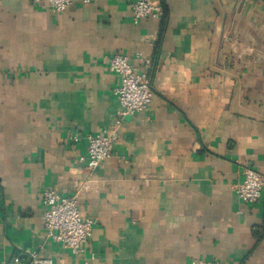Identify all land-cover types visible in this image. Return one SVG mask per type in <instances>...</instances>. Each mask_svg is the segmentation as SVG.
Returning a JSON list of instances; mask_svg holds the SVG:
<instances>
[{
  "label": "crops",
  "instance_id": "0c3cea01",
  "mask_svg": "<svg viewBox=\"0 0 264 264\" xmlns=\"http://www.w3.org/2000/svg\"><path fill=\"white\" fill-rule=\"evenodd\" d=\"M82 1L0 0V263L264 264V189L234 191L264 176V0H160L137 24L135 0ZM116 54L151 67L134 116L117 115ZM112 130L89 173L84 136ZM48 189L93 221L83 253L45 238Z\"/></svg>",
  "mask_w": 264,
  "mask_h": 264
},
{
  "label": "built area",
  "instance_id": "2783aa9c",
  "mask_svg": "<svg viewBox=\"0 0 264 264\" xmlns=\"http://www.w3.org/2000/svg\"><path fill=\"white\" fill-rule=\"evenodd\" d=\"M34 6L45 5L52 13H63L73 6L75 0H30ZM83 0V4H88ZM162 7L160 0H135L132 3L133 23L147 17H161ZM143 69L139 70L130 63L128 57L114 55L108 65L111 73L118 77V86L115 96L119 105V117L134 116L144 112L153 96L149 63L144 62ZM118 139L115 130L105 131L84 136L86 144L85 167L92 173L107 160ZM73 142L79 137L73 136ZM83 160V159H81ZM264 189V176L251 168H245L242 180L234 187L237 199L245 204L257 203ZM78 194L61 196L56 191L48 189L42 193L41 202L44 207L43 228L46 239L58 243L62 249L72 254L84 252L88 238L92 231L93 221L83 218L78 209ZM0 264H53L51 259L41 258L38 253L32 252L25 256H15L9 261ZM191 264H205L196 262Z\"/></svg>",
  "mask_w": 264,
  "mask_h": 264
}]
</instances>
